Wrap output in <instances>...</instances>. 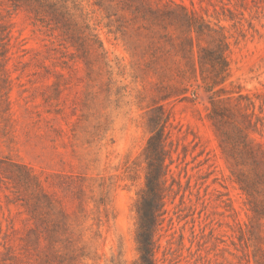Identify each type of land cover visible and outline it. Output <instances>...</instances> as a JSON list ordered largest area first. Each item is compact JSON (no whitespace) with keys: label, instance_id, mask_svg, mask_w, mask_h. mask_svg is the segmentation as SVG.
<instances>
[{"label":"rangeland","instance_id":"rangeland-1","mask_svg":"<svg viewBox=\"0 0 264 264\" xmlns=\"http://www.w3.org/2000/svg\"><path fill=\"white\" fill-rule=\"evenodd\" d=\"M160 108L156 264H264V0H0V264H136Z\"/></svg>","mask_w":264,"mask_h":264},{"label":"trees","instance_id":"trees-1","mask_svg":"<svg viewBox=\"0 0 264 264\" xmlns=\"http://www.w3.org/2000/svg\"><path fill=\"white\" fill-rule=\"evenodd\" d=\"M225 44V38L220 37L217 48L210 51L215 76L222 81L228 70ZM169 119L170 116H165L163 109L160 108V116L153 121L143 151L146 162L145 182L135 202L138 250L136 264H156V232L165 212V178L171 170V164L167 163V159L171 157V151L167 148L166 131ZM248 150L254 155V149L249 147ZM241 188L246 190L243 186Z\"/></svg>","mask_w":264,"mask_h":264}]
</instances>
